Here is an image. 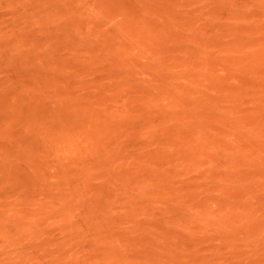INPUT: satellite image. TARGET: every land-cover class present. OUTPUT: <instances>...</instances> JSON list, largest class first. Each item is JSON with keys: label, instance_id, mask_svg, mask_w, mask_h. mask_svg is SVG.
I'll list each match as a JSON object with an SVG mask.
<instances>
[{"label": "rangeland", "instance_id": "obj_1", "mask_svg": "<svg viewBox=\"0 0 264 264\" xmlns=\"http://www.w3.org/2000/svg\"><path fill=\"white\" fill-rule=\"evenodd\" d=\"M0 264H264V0H0Z\"/></svg>", "mask_w": 264, "mask_h": 264}]
</instances>
